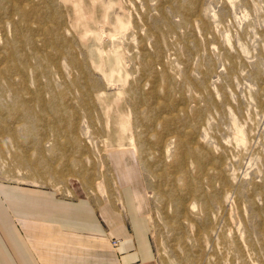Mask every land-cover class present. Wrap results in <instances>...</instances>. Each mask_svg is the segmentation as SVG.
Listing matches in <instances>:
<instances>
[{
    "label": "rangeland",
    "instance_id": "rangeland-1",
    "mask_svg": "<svg viewBox=\"0 0 264 264\" xmlns=\"http://www.w3.org/2000/svg\"><path fill=\"white\" fill-rule=\"evenodd\" d=\"M0 180L131 182L152 264H264V0H0Z\"/></svg>",
    "mask_w": 264,
    "mask_h": 264
},
{
    "label": "crops",
    "instance_id": "crops-1",
    "mask_svg": "<svg viewBox=\"0 0 264 264\" xmlns=\"http://www.w3.org/2000/svg\"><path fill=\"white\" fill-rule=\"evenodd\" d=\"M131 184L121 180L96 201L0 180V264H152L148 220Z\"/></svg>",
    "mask_w": 264,
    "mask_h": 264
},
{
    "label": "built area",
    "instance_id": "built-area-1",
    "mask_svg": "<svg viewBox=\"0 0 264 264\" xmlns=\"http://www.w3.org/2000/svg\"><path fill=\"white\" fill-rule=\"evenodd\" d=\"M116 242H117V240H113V241H112L113 245H115V244H116Z\"/></svg>",
    "mask_w": 264,
    "mask_h": 264
},
{
    "label": "bare ground",
    "instance_id": "bare-ground-1",
    "mask_svg": "<svg viewBox=\"0 0 264 264\" xmlns=\"http://www.w3.org/2000/svg\"><path fill=\"white\" fill-rule=\"evenodd\" d=\"M117 243H118V241L116 242V244H117ZM112 244H113V243H112ZM116 244H115V245H116Z\"/></svg>",
    "mask_w": 264,
    "mask_h": 264
}]
</instances>
